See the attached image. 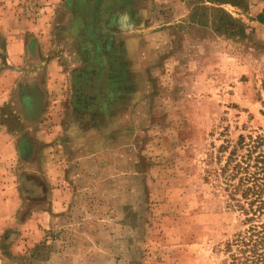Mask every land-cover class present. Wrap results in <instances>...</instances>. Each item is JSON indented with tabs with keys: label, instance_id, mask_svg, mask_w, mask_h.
<instances>
[{
	"label": "rangeland",
	"instance_id": "374dc122",
	"mask_svg": "<svg viewBox=\"0 0 264 264\" xmlns=\"http://www.w3.org/2000/svg\"><path fill=\"white\" fill-rule=\"evenodd\" d=\"M92 3L0 0V132L16 142L21 200L0 264H220L245 226L208 172L239 136L264 140V0L219 7L243 36L216 31L212 10L194 16L198 0H106L95 48ZM33 86L43 105L30 121L21 90ZM50 188L41 240L12 255Z\"/></svg>",
	"mask_w": 264,
	"mask_h": 264
},
{
	"label": "trees",
	"instance_id": "16d2710c",
	"mask_svg": "<svg viewBox=\"0 0 264 264\" xmlns=\"http://www.w3.org/2000/svg\"><path fill=\"white\" fill-rule=\"evenodd\" d=\"M198 1L194 16L212 10L216 31L229 36L245 35L243 25L219 8L222 5L244 8L245 0ZM207 3L218 8L206 7ZM259 17L257 21L264 22ZM247 138L245 142V137L239 136L224 164L208 172L222 179L227 207L242 214L240 224L245 226L224 243L220 264H264V140L261 136Z\"/></svg>",
	"mask_w": 264,
	"mask_h": 264
},
{
	"label": "crops",
	"instance_id": "0c3cea01",
	"mask_svg": "<svg viewBox=\"0 0 264 264\" xmlns=\"http://www.w3.org/2000/svg\"><path fill=\"white\" fill-rule=\"evenodd\" d=\"M176 2L179 4H184L185 0H166V2ZM181 9V8H178ZM257 23V22H256ZM261 30V28L257 27V32ZM11 56V55H10ZM54 62L50 61L46 64V72L49 73V75L54 74ZM54 79V76L51 77V80ZM51 83V82H50ZM3 98V100H1ZM6 93L1 94L0 91V105L3 104V101H6ZM1 107V106H0ZM18 154V151L16 149V142L12 137L9 135H6L3 133V131L0 132V235L4 234V232L12 227L14 224H16L15 215L17 214L18 209L21 205V200L17 197V191L15 189L16 185L12 184V180L15 179V176L12 174L13 171L11 170L12 165H14L15 158ZM41 159L40 161H42ZM39 180L33 179L31 182L32 185V193L34 195H39V189H38V183ZM46 183L53 184L54 182L49 179L46 180ZM49 189V187H47ZM58 191L53 190L50 188V190L47 191L48 193V201L51 203L48 204L45 208L37 209L34 213H32L31 216L27 218V220H23L20 222L21 230H29L31 229V232L28 234H24L22 237H25L22 240L15 241L13 240V243L10 247V252L12 255H18V252L22 251L25 246H30L35 243H38L40 240L39 238H42L43 231H42V220L45 218V215H49V212L54 211V206L57 205L55 200V195ZM22 193V192H21ZM51 196V198H50ZM48 202V203H49ZM50 210V211H49ZM52 210V211H51ZM41 225V228H40ZM38 240V241H37ZM1 251V248H0ZM23 254V253H22Z\"/></svg>",
	"mask_w": 264,
	"mask_h": 264
},
{
	"label": "flooded vegetation",
	"instance_id": "af4514ba",
	"mask_svg": "<svg viewBox=\"0 0 264 264\" xmlns=\"http://www.w3.org/2000/svg\"><path fill=\"white\" fill-rule=\"evenodd\" d=\"M105 2L106 0H93V7L91 9V13H90V16H89V20H88V23H87V26H86V30H85V36L87 37L88 36V39H86L88 41L89 44H91L92 46L94 45L93 48H95L96 46H99V47H102L101 45V42L98 41V39L95 38V35H94V30L96 29L97 27V24H98V21H99V18L101 17V15L103 14V6L105 5ZM118 16V12H112L109 16V19H108V22L106 23V26H110V28H114V23H115V20ZM109 28V27H108ZM85 37V38H86ZM96 39V40H95ZM110 40V38H109ZM108 40V41H109ZM109 46V45H108ZM107 46V47H108ZM99 53L97 50L95 51V54ZM102 55H100L101 57ZM102 59H103V56H102ZM99 60V59H98ZM102 69L101 67H99V71H98V75H96V79H98L99 77V74L102 73Z\"/></svg>",
	"mask_w": 264,
	"mask_h": 264
},
{
	"label": "water",
	"instance_id": "95a60500",
	"mask_svg": "<svg viewBox=\"0 0 264 264\" xmlns=\"http://www.w3.org/2000/svg\"><path fill=\"white\" fill-rule=\"evenodd\" d=\"M22 113L26 120H36L42 111L43 95L41 90L36 87L22 88Z\"/></svg>",
	"mask_w": 264,
	"mask_h": 264
}]
</instances>
